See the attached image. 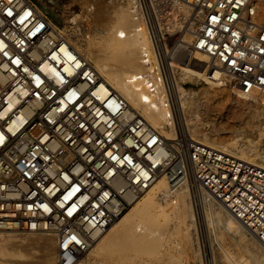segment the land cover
I'll use <instances>...</instances> for the list:
<instances>
[{"label": "built area", "instance_id": "obj_1", "mask_svg": "<svg viewBox=\"0 0 264 264\" xmlns=\"http://www.w3.org/2000/svg\"><path fill=\"white\" fill-rule=\"evenodd\" d=\"M130 1L150 41L128 79L144 103L161 94L173 118L182 53L205 82L222 72L245 97L264 92L254 0ZM162 175L193 176L264 244L263 167L182 133L169 143L31 0H0V230L51 236L56 264H76Z\"/></svg>", "mask_w": 264, "mask_h": 264}, {"label": "bare ground", "instance_id": "obj_2", "mask_svg": "<svg viewBox=\"0 0 264 264\" xmlns=\"http://www.w3.org/2000/svg\"><path fill=\"white\" fill-rule=\"evenodd\" d=\"M254 6L256 20L258 23L262 24V19H264V0H254ZM184 10V16L186 18L188 13L185 6ZM198 23V19L192 16L188 22L184 24L183 28L186 29L182 32V40L185 43L192 44L194 42ZM103 31L105 32L101 37H95L87 42L76 41L75 43L70 37L69 40L79 52L93 61L98 72L106 79L109 85L121 93L122 96L127 99L132 108L140 110L152 125L159 128L162 135L170 143V141H172L170 139L176 138V131H174L173 123L178 121V117L175 115H173L172 119L168 117L169 110L164 106L163 96L161 94L152 104L144 103L142 100V95L144 93L140 92L137 86L130 83L128 80L131 74L141 72L144 69L141 62V53L150 44L146 30L139 27L138 21L133 16L130 6L127 5L117 8L112 15V20L107 24ZM197 55L202 56L203 61L208 59L203 52L195 51L194 56L196 58L198 57ZM183 74H186L185 77H187V75L193 76L195 74L198 76H204L203 74H197V72L190 73V71L187 70H184ZM207 82L208 85L202 86L197 92L192 91V89L189 90V88L184 89L181 85L178 88V90L180 89L178 92L179 95L177 94L178 105L181 112L180 114H183L180 125L182 130H184L185 134L182 132V136L186 143L190 141L187 139L191 138L193 141L205 142L209 145L216 146L227 141V135L218 134L216 132H209V134L207 131L208 122L205 123L201 118L197 117L195 119L188 118L186 115V108H195L199 97L206 102V106L212 110L220 107L221 103H226L224 101H228L231 105L228 109L229 114L234 117H239V119L243 118L247 123L257 114L261 116L262 113L258 111L257 107L264 103V92H257L250 97H245L236 90L233 83H227L228 78L222 74V72H216L214 79H207ZM179 84L180 83H177V87ZM176 105L175 102V107ZM229 128L233 131L236 127L234 124H230ZM232 133L233 132H231L230 135ZM185 135H187V139ZM252 143L244 142L241 148L234 152V154L241 157L242 160H246V162L264 168V165L259 164L262 158L260 160L256 157L255 151L257 147L255 145H257V142L254 144ZM218 149L223 150L222 148ZM223 151L227 152L226 150ZM190 178L191 180L185 176H180L174 183H171L166 176H160L149 189L132 203V207L130 206L131 208L129 207L128 210L105 232L94 234V240L91 243V246L80 255L76 264H106L91 260L86 262L84 257H82L87 253L89 256L95 257L101 252L112 253V260L117 261L118 264H129L128 259H125V256L123 257L124 252L133 251L136 255L151 254L158 250L159 239L161 237L160 234H162V232L172 234V232L179 230L182 225L186 226L187 231H190L193 226V221L189 219L191 207L188 199V184L184 183V181L188 180L193 183V187L199 192L205 201L208 202L212 199V201L216 202L218 206H221L223 210L226 211L227 223H229L233 229L236 228L238 230L244 228L248 231L247 233L251 235L250 239L252 242L249 247L251 255L257 260V262L264 264V244L258 239L255 233L236 218L209 190L195 185L196 183L193 176H190ZM218 206L216 207L217 209ZM189 220H191V223H188ZM173 221H175V226L171 225V222ZM8 231L12 230H0V237L3 239L0 243V264L1 262H6V264H28L27 261L24 262L19 259V252L22 247L19 248L18 246L24 245L25 242L18 239L14 233H6ZM5 234H8V236H5ZM17 247L20 249H18L19 252ZM174 254L175 253H171L173 256ZM23 255L21 256L23 257ZM16 256H19V258H16ZM101 257H103V255ZM170 257L173 259L172 256ZM46 260L49 263L52 261V257H47ZM139 264L143 263L141 262ZM144 264H146V262Z\"/></svg>", "mask_w": 264, "mask_h": 264}, {"label": "rangeland", "instance_id": "obj_3", "mask_svg": "<svg viewBox=\"0 0 264 264\" xmlns=\"http://www.w3.org/2000/svg\"><path fill=\"white\" fill-rule=\"evenodd\" d=\"M31 1L53 22V24L63 30L68 37L75 41V43L76 41L87 42L95 37H101L105 32L103 30H105L107 24L112 20V15L117 8L127 6L131 3L130 0ZM262 20V24H264V19ZM181 27L183 26H176L173 30L177 32L181 30ZM185 29L186 28H183L182 32ZM171 30L172 29L170 28V31ZM180 56V60L176 62V80L180 83L178 88L181 85L184 89L189 88V90L192 89V91L197 92L202 86L208 85V82H205L201 76L196 74L193 76L187 75V77H185L186 74H183L184 70L190 71V73L197 72V74H201V72L196 69L193 60L191 61V65H189L190 63L188 64V60L182 59V57H184L183 53L180 54ZM197 58L203 61L202 56H198ZM227 83L230 84L229 82ZM178 95L176 96L177 105L175 111L177 115L175 114V116L178 117L179 122L175 121V123H173L174 131H176V138L182 132L184 133V130H182L180 125L183 114H180ZM224 102L226 103H221L220 107H218L219 109L212 110L209 109L205 104L206 102L199 97L197 102L198 105L196 104L195 108H186V115L188 118L195 119L197 117L201 118L205 123L208 122V133L216 132L218 134L227 135V141L216 146H210L222 148L234 156L239 157L238 155H235L234 152L238 151L244 142H253L252 144L257 142V145H255L257 147L255 151L256 157L260 160L262 158L259 164L264 165V103L257 107L258 111L262 113H259L261 116L257 114V117H252V119L246 123L243 118L239 119V117H234L229 114L228 109L231 106L230 102ZM230 124H234L236 127L233 131L229 128ZM231 132L233 133L230 135ZM185 137L186 139L188 138L187 135H185ZM174 139H170L172 140L170 143L174 142ZM187 140L189 141L192 139L188 138ZM187 178L191 180L190 175H188ZM184 183L188 184V199L191 207L189 219L193 221L192 229L187 231L186 226L182 225L179 230L172 232V234L162 232V234H160L161 237L159 239L158 250L154 253L136 255L133 251H127L128 253L124 252L123 257L125 256L124 258L128 259L129 264H139L141 262L143 264L145 262L146 264H260L251 255L249 247L252 242L250 239L251 235L247 233L248 231L244 228L238 230L236 228L233 229V227L227 223L226 211L223 210L221 206H218V204L212 201V199L208 202L205 201V199H203L199 192L193 187V183L189 180L184 181ZM217 206L218 209L216 208ZM191 220H189L188 223H191ZM174 222L175 221L171 222V225L175 226L176 224ZM6 233H14L18 239L25 242L24 245L18 246L19 248H23V250L20 248L22 251L17 247V250H20V252L18 250L20 258L19 256H16V258H19L24 262L27 261L28 264H56V244L51 236L33 232L8 231ZM5 236H8V234H5ZM2 241L3 239L0 237V243ZM171 253H175L174 256L171 255ZM100 254L97 255L98 257H94L89 256L87 253L82 257H84L86 262L91 260L106 264H118L117 261L112 260V253L101 252ZM21 255H23V257ZM102 255L103 257H101ZM170 256H172L173 259H171ZM47 257H52V261L48 263L46 260ZM1 264H6V262H1Z\"/></svg>", "mask_w": 264, "mask_h": 264}]
</instances>
